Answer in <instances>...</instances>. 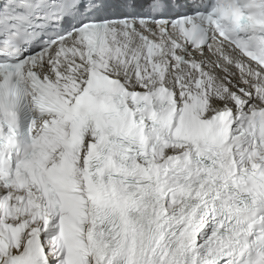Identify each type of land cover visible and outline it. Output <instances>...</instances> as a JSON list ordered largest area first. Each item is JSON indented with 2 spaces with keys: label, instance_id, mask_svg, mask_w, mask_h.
<instances>
[{
  "label": "snow or ice",
  "instance_id": "obj_1",
  "mask_svg": "<svg viewBox=\"0 0 264 264\" xmlns=\"http://www.w3.org/2000/svg\"><path fill=\"white\" fill-rule=\"evenodd\" d=\"M0 264H264V0H0Z\"/></svg>",
  "mask_w": 264,
  "mask_h": 264
}]
</instances>
